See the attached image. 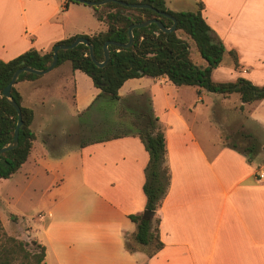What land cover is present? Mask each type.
<instances>
[{
	"label": "crops",
	"instance_id": "obj_1",
	"mask_svg": "<svg viewBox=\"0 0 264 264\" xmlns=\"http://www.w3.org/2000/svg\"><path fill=\"white\" fill-rule=\"evenodd\" d=\"M164 1L168 9L182 10ZM197 1L203 3L201 13L213 37L225 47L211 79L224 82L244 77L264 85V0H190L191 10ZM106 27L81 2L64 8V0H0V60L30 48L44 53L59 40L75 34L91 36ZM198 59L196 65L207 64L201 56ZM141 77L148 83L122 90L126 82L138 77L129 78L118 94L148 91L164 131L170 182L156 210L163 246L150 257L125 248L135 230L128 215L145 207L142 184L148 153L138 137L77 145L59 156L48 152L46 145L52 139L80 130L78 115L100 92L68 60L15 84L21 104L33 110L35 138L20 168L0 179V190L8 181L5 193L15 203L27 188L37 189L39 200L45 203L36 215L37 228L26 221L24 233L20 224L11 222L20 227L18 236L44 245L43 264H264V176L259 177L264 173V146L249 162L243 153L223 143L219 130L209 138L208 122L196 127L200 111L196 102H202L205 93L223 105L235 92L222 95L201 88L197 92L191 86L196 101L189 107L181 94L186 88L181 93L179 89L190 85L175 86L166 76ZM235 94L232 101L236 100L248 124L264 131V98L242 104ZM48 155L55 162H49L53 160H47ZM27 163L41 166L45 174L24 169ZM51 168L60 176L58 181L48 178ZM39 176L42 179L37 183L44 184L36 188L33 180ZM21 184L26 188L17 190Z\"/></svg>",
	"mask_w": 264,
	"mask_h": 264
},
{
	"label": "trees",
	"instance_id": "obj_2",
	"mask_svg": "<svg viewBox=\"0 0 264 264\" xmlns=\"http://www.w3.org/2000/svg\"><path fill=\"white\" fill-rule=\"evenodd\" d=\"M125 1L148 3L156 10L144 7L132 8L114 1L89 5L95 18L105 22L107 26L105 30L91 36L83 35L92 44L95 58L98 61L103 60V43L106 40L127 42L128 26L134 22L157 18L166 27H169L172 21L159 14L158 11L167 12L175 17V30L169 33L163 32L155 23L134 27L132 29V44L129 47L109 44V60L101 67L92 62L88 46L83 43H78L69 49H59L57 64L68 60L73 69L85 72L92 79L94 86L100 90L91 104L78 115L79 120L85 126L87 116L93 109L106 112L113 110L115 114L118 112V115L116 114L118 117L121 118V114L125 116V125L122 131L89 140H80L78 146L132 135L139 138L148 153V160L143 169L142 190L145 195L143 210H151L153 214L146 218L143 216L142 210L128 215L135 225V230L133 239L125 242V248L130 252L142 251L150 257L163 246L159 237V217L156 210L165 197L170 182V172L165 160V136L159 118L154 114L150 93L139 91L122 97L118 94V89L129 78L166 76L175 86H194L197 92L201 88L222 95L238 93L240 102L244 104L264 98V85H255L244 77L224 82L211 79V71L220 64L225 47L220 40L213 37V30L203 18L201 13L203 3L201 1L195 2L193 10L177 11L168 9L164 0ZM69 3L78 2L64 0V8ZM79 35L75 34L55 42L51 49L44 53L30 48L7 61L0 60V147L11 141L17 121L15 108L1 94L14 70L23 65L35 69L45 68L50 62L52 48L55 44L71 43ZM189 42L195 45L197 52L206 60L207 64L204 67L191 61ZM229 53L234 64H237L235 52L230 50ZM36 77L38 74L23 71L18 75L15 84L20 80ZM15 84L11 87L10 94L19 105L22 122L18 130L17 145L0 153V179L8 178L20 168L27 159L35 138L31 130L33 110L21 104V96ZM228 146L243 153L249 162L254 159V155L257 153L253 144L244 150L238 149L235 144ZM10 218L16 219L12 215ZM44 257L45 247L43 244L34 238L27 241L8 234L0 220V264H43Z\"/></svg>",
	"mask_w": 264,
	"mask_h": 264
},
{
	"label": "rangeland",
	"instance_id": "obj_3",
	"mask_svg": "<svg viewBox=\"0 0 264 264\" xmlns=\"http://www.w3.org/2000/svg\"><path fill=\"white\" fill-rule=\"evenodd\" d=\"M167 5L170 7H179L182 10H188L191 6H189L190 0H166ZM171 10V9H170ZM191 10V8H190ZM181 36L182 33L179 32ZM189 57L192 62L197 64L198 58H200L196 47L193 43H191V49ZM227 59L224 58V62ZM140 81H136L139 80ZM147 79L145 77H138L135 78V80H129L124 84V87L122 90H126L128 86L131 84L137 85L139 83H148L146 81ZM186 88V91L181 93L182 89ZM191 86L188 87H181L180 93L183 94L182 100L184 101V105H188L192 107V103L196 101V95L195 92L191 89ZM140 91V90H139ZM208 94V95H207ZM185 95V97H184ZM237 94L234 93L230 100H225L223 105L220 103V100L218 99L216 102V98L213 95V100L210 97V93H205L203 95V101L196 102L197 107L200 108V111L197 113V124L196 127H200L202 122L209 123V126L207 128V136L211 138L212 136H215V133L219 130V133L221 135V139L223 140V143L226 145L235 144L238 149L244 150L246 147H249L253 144L255 147V151H259L264 146V131L259 129L258 127L248 124V119H246L245 113L242 112L240 107L238 106V103L236 100L234 102L232 99L235 98ZM209 108H205V104H208ZM212 103L214 106H212ZM72 108L70 107V110ZM118 113V112H117ZM116 113V114H117ZM206 113V117L205 116ZM115 114V112H106L101 110H91L89 115L86 119V126L82 121V126L78 132H71L63 137L57 136L55 139L51 140V144L46 145L48 152L51 155L59 156L63 153H66V151H69L75 146L78 145L79 141L83 140H89L95 137H101V136H107L113 133H118L124 129L125 125V116L121 114V118L118 117ZM88 121V122H87ZM211 124V125H210ZM239 152V151H238ZM242 154V153H241ZM250 154V152H249ZM263 154V153H261ZM47 160H53L49 161L51 163L55 162V159H51L50 155H48ZM44 164V163H43ZM24 169L27 168H35L34 170L30 169V172L33 173H40L45 174V170L41 166H33V165H25L23 167ZM36 171V172H35ZM48 172V178L52 181H58L60 176L58 175L57 171L55 169L51 168V170H47ZM42 179L41 176L37 177L35 180H33V183L38 184L37 181ZM8 182V181H7ZM6 181H4L1 185L0 190V220L4 227V230L11 235H14L20 239H23L18 236V233H20L21 229L16 228L15 225L11 222H17L20 224L19 226H22L24 230H22L24 233L26 232V229L28 228V225L33 226L34 228H37L39 226V223L37 222L36 215L42 209V207L45 205L42 200H39L40 192L36 190H32V188H27L26 192H23L21 195V198L19 201L13 203L9 200V197L5 193V191L8 188V184ZM44 184V183H43ZM38 184L36 188H40V185ZM26 187L21 184L17 190L25 189ZM31 198V199H29ZM15 216V220H12L10 216ZM28 222L27 224H24V222ZM39 229V228H38ZM40 236V233H38ZM32 238L29 239H23L30 241Z\"/></svg>",
	"mask_w": 264,
	"mask_h": 264
},
{
	"label": "water",
	"instance_id": "obj_4",
	"mask_svg": "<svg viewBox=\"0 0 264 264\" xmlns=\"http://www.w3.org/2000/svg\"><path fill=\"white\" fill-rule=\"evenodd\" d=\"M73 1L81 2V3H84V4H88V5H100V4H104V3L108 2V1H114V2H117V3L121 4V5L132 7V8H143L144 7V8H150V9L156 10L152 5H150L148 3H132V2H127L125 0H98V1L73 0ZM158 12H159V14L169 18L172 21V23H171V25L169 27H166L157 18H150V19H146V20H144L142 22H134V23L130 24L128 26V29H127V35H128L127 42L121 43V42H118V41L106 40L103 43V45H102L103 60L102 61H98L95 58L93 46L89 42L88 38L83 36V35H79L71 43H68V44H65V43L55 44L53 46V48H52V55H51L50 62L45 68H43V69H35V68L31 67V66L23 65V66L18 67L17 69H15L14 72L12 73V75H11L10 80L3 87L2 91H1V94L5 98H7L9 103L15 108V110L17 112V121H16V125L14 127L13 137H12L11 141L8 144L0 147V153L15 147L17 145V143H18V130H19V127H20L21 122H22L21 121V113H20L19 105L15 102V100L12 98V96L10 94V90H11V87L15 84L16 79H17L18 75L21 72L27 71V72H31V73H35V74L40 75V74H43V73L51 70L57 64V60H58L57 52H58V50L59 49L72 48L78 43H83V44L88 46L89 56H90L92 62L95 65L100 66V67L104 66L108 62L109 56H110L108 45L109 44H113V45L120 46V47H129L132 44V42H133L132 29L134 27H143V26H146V25H148L150 23H155L157 25V27L163 32L169 33L171 31H174L175 28H176V19H175V17L172 16L171 14L167 13V12H164V11H158ZM152 214H153V211H151V210H147V209L143 210V216L146 217V218L150 217Z\"/></svg>",
	"mask_w": 264,
	"mask_h": 264
},
{
	"label": "built area",
	"instance_id": "obj_5",
	"mask_svg": "<svg viewBox=\"0 0 264 264\" xmlns=\"http://www.w3.org/2000/svg\"><path fill=\"white\" fill-rule=\"evenodd\" d=\"M264 176V173L263 172H260L259 173V177H263Z\"/></svg>",
	"mask_w": 264,
	"mask_h": 264
}]
</instances>
